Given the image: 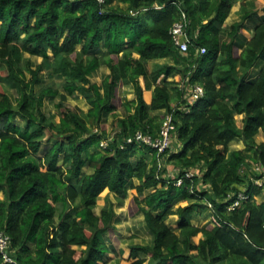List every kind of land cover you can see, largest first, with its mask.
I'll return each mask as SVG.
<instances>
[{"label": "trees", "instance_id": "16d2710c", "mask_svg": "<svg viewBox=\"0 0 264 264\" xmlns=\"http://www.w3.org/2000/svg\"><path fill=\"white\" fill-rule=\"evenodd\" d=\"M238 1L240 21L226 25ZM183 14L187 54L170 33ZM167 57L174 62L150 65ZM104 67L110 73L94 81ZM127 84L132 100L119 96ZM191 84L204 94L188 103ZM79 97L87 111L69 102ZM162 111L176 125L167 160L180 170L174 178L167 166L159 170L156 148L127 142L137 131L157 137ZM260 132L264 5L257 0H0V231L14 259L0 255V264H109L114 246L104 235L115 229L116 211L108 197L99 213L94 208L104 191L124 199L129 189L136 191L129 214L142 215L153 235L124 256L131 264L148 259L141 254L151 264H264V200L256 198L263 189L254 180L255 164L264 171ZM237 138L243 149L231 147ZM186 169L196 174L185 177ZM204 207L222 227L193 223Z\"/></svg>", "mask_w": 264, "mask_h": 264}, {"label": "rangeland", "instance_id": "374dc122", "mask_svg": "<svg viewBox=\"0 0 264 264\" xmlns=\"http://www.w3.org/2000/svg\"><path fill=\"white\" fill-rule=\"evenodd\" d=\"M31 59L33 60L35 65L37 63L41 62V58H39V57H32ZM256 73L257 72H255V75H256ZM96 75L93 76V79L100 83V79H99L100 75H97V76ZM44 76H46V74H44ZM178 76H180V75H178ZM179 78H177V79H179ZM5 90L8 91L11 94V97L14 99V97H15L14 90L9 89L8 87L5 88ZM123 91H124V88L122 86L119 89V96L123 95ZM69 102L74 106H78V107L82 108L84 111H87L89 108L87 102L84 100L83 97H79L78 99H70ZM46 111H51L52 113H55L54 106L51 103H47L46 104ZM123 113H124V111L122 108L117 111V115L119 117H122ZM56 119L58 120V118H56ZM236 121L239 122L240 117L237 116ZM113 122H115V117L111 115L108 118V124L110 125L109 136H112L113 134H115V130H114L115 124L112 125ZM260 140H262V139L260 138ZM63 160H64V155H62L59 159L60 165L63 164ZM167 168L169 170V173L171 174L170 176L169 175L168 176L170 178L176 177V175H177L176 168L174 169L173 166L170 164H168ZM87 170L88 169L85 168V171H87ZM136 182H138L137 179H136ZM135 194H136L135 190L129 189L127 197L123 199L119 195H117L116 193L109 192L108 190H106L101 194L99 201H98V204L94 208L95 211L97 213H99L100 209L106 204V198L107 197L113 202L114 208L116 211V217L115 218H117V222H115V227L118 229L117 230L114 229L112 232L105 234L104 237H105L107 243H110L109 239H110V241L111 240L114 241L115 242V248H117V250L119 248H122L123 250H126L127 248L131 249L132 246L137 245V244H151V242H150L151 236L148 233L149 231L147 229L148 226L146 224L144 225V223L142 221L143 216L138 214V213L129 214V204H130L132 197ZM256 198L259 201L264 200V191H263L262 195H258ZM181 203L186 204L185 202H181ZM208 211H209L208 208L204 207L202 210V213L195 216V218L193 219V223L194 224L197 223L198 225L208 224L209 222L206 221L209 218V216H208L209 212ZM176 221H177V219L175 217L168 219V223H170V224H175ZM127 238H128V240H126ZM126 251H128V250H126ZM118 254L119 255H117V256L119 259L120 253L118 252ZM141 257H146V256H141ZM119 260H122L123 264L128 263V260H124V258H120ZM142 264H151V258L146 259L144 261V263H142Z\"/></svg>", "mask_w": 264, "mask_h": 264}, {"label": "built area", "instance_id": "2783aa9c", "mask_svg": "<svg viewBox=\"0 0 264 264\" xmlns=\"http://www.w3.org/2000/svg\"><path fill=\"white\" fill-rule=\"evenodd\" d=\"M100 2H104V0H99ZM187 19L183 14L181 20H178L171 27L170 33L173 36V41L177 48L181 53L187 54L190 49L191 41L187 34ZM206 48L201 47L197 48V53H205ZM204 94V88L201 85H188L187 89H185L184 98L188 103L194 102L196 99L200 98ZM185 110L188 108L183 106ZM176 130V125L174 123L173 114L166 113L164 116L163 124L160 128L159 134L157 137H153L151 134H146L142 131H137L134 135L127 138V142L131 143L133 141H142L146 144L157 149L158 152V168L159 170L163 167L167 166V160L169 158L168 150L173 147L172 141L174 137V132ZM108 145L107 140H103L101 142V146L106 147ZM179 170V169H176ZM255 174L259 177L255 176V183L262 187L264 191V171L259 164L254 165ZM180 171V170H179ZM185 177H192L196 174V171L193 169L184 170ZM183 182V178L178 180V185ZM244 194H240V198H245ZM241 200H236L233 204L229 206V210H235L237 207L241 205ZM211 226H219L222 227V222L215 215L211 214L207 220ZM10 246H11V238L10 236L4 232L0 231V255L3 257L5 261L14 262V259L10 256Z\"/></svg>", "mask_w": 264, "mask_h": 264}, {"label": "crops", "instance_id": "0c3cea01", "mask_svg": "<svg viewBox=\"0 0 264 264\" xmlns=\"http://www.w3.org/2000/svg\"><path fill=\"white\" fill-rule=\"evenodd\" d=\"M257 5H258V7H261V6H263L264 5V2L262 1V0H257ZM241 7H242V4H241V1H238L237 3H235V5L233 6V8H232V10H231V12H230V14H229V16H228V18H227V20H226V25H231L232 23H234V22H237V21H240V16H241ZM257 20V18H255V19H253V20H251V21H248V26L251 28L250 29V33L247 35V34H245L246 36H248L249 37V35L251 34V31H253L252 29V26H253V24H254V22ZM39 58H41V57H39ZM42 59V58H41ZM174 62V59L172 58V57H167V58H162V59H155V60H151L150 61V65L151 66H153L155 63H159V64H163V63H169V64H172ZM258 70H259V67H257V68H255V70L253 71V73H252V75H253V77H255L256 75H255V72H258ZM110 73V69H108V68H102L100 71H98L97 72V75H100V77H99V79H100V82H101V80H102V78H103V76L104 75H107V74H109ZM257 74V73H256ZM96 75V76H97ZM181 76V75H180ZM180 76H176V78H179ZM181 78V77H180ZM171 79H173L172 77L170 78V80ZM94 80V79H93ZM94 81H96V80H94ZM97 82V81H96ZM141 84H142V86L143 87H145L146 85H145V81H144V79L143 78H141ZM123 86V88H124V91H123V95L122 96H124V97H127L128 99H130V100H132L133 98H135V91H134V86L132 85V84H127V85H122ZM122 86H120V88L122 87ZM119 88V89H120ZM127 89V90H126ZM126 91V92H125ZM89 107V106H88ZM166 112H164V111H162V114H165ZM123 116V115H122ZM240 117V121L238 122L237 121V123L241 126L242 125V119H243V115H241V114H238V115H236V117ZM256 138H257V141H259L260 140V138L262 139V140H260L259 142H263L264 141V134L262 133V132H260L257 136H256ZM231 147H234L235 149H243L244 147H245V144H244V142L241 140V139H239V138H237V139H235V140H233L232 142H231ZM168 175H171L170 173H169V171H168ZM118 217V216H117ZM176 219H177V217H175ZM143 220V223H144V225L146 224V222H145V220H144V217L142 218ZM208 220V219H207ZM206 220V221H207ZM196 223V222H195ZM197 224V223H196ZM118 226V225H117ZM147 227V226H146ZM115 229L117 230L118 228H116L115 227ZM148 229V228H147ZM148 233L150 234V236H151V239H150V242L152 243L153 242V235L150 233V230L148 229ZM125 236V235H124ZM126 240H128V238L126 239ZM109 244L110 245H113L114 247V249H113V255H111L110 257H107V258H109V264H118L121 260H119L120 258H124V256H126L130 251H131V249L130 248H127L126 250H128V251H126V250H123L122 248H119L118 250H117V248H115V242L114 241H110V239H109ZM118 252L120 253V256H119V259H118V256L117 255H119L118 254ZM128 252V253H127ZM141 256H146L147 258H150L149 256H147V255H145V254H141ZM148 263V262H147ZM127 264H131V261L130 262H128Z\"/></svg>", "mask_w": 264, "mask_h": 264}]
</instances>
